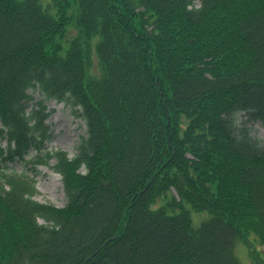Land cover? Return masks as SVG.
<instances>
[{
    "label": "trees",
    "instance_id": "1",
    "mask_svg": "<svg viewBox=\"0 0 264 264\" xmlns=\"http://www.w3.org/2000/svg\"><path fill=\"white\" fill-rule=\"evenodd\" d=\"M35 87L86 126L74 157L35 158L63 208L1 168L46 136ZM240 112L264 127V0H0V264H240L237 240L264 243V146Z\"/></svg>",
    "mask_w": 264,
    "mask_h": 264
},
{
    "label": "rangeland",
    "instance_id": "2",
    "mask_svg": "<svg viewBox=\"0 0 264 264\" xmlns=\"http://www.w3.org/2000/svg\"><path fill=\"white\" fill-rule=\"evenodd\" d=\"M43 8H47L49 0H40ZM50 14L55 13L54 9H47ZM74 28L68 30L64 38V46L68 45V42L75 35ZM92 75L100 74V67L96 57H93L92 66L90 68ZM28 96L30 101L28 102V109H35L38 103H41L46 108L48 117L45 121V125L48 128L47 139L44 142L41 153L64 151L72 157L75 153V148L83 136H85V125L78 118L74 108L65 105L64 103H58L53 99H47L43 96L37 88L28 89ZM236 124L238 126H245L250 135L259 141L264 146V128L259 122L248 120L247 115L240 113L236 117ZM1 147L6 148V142L0 143ZM36 154V150L30 149L25 157V161L32 160ZM39 155V154H38ZM24 161H6L1 167L6 166L7 172H15L17 174L24 173L32 178L36 186V194L34 200L43 203L50 204L55 207H63L66 203V199L62 189L61 176L52 170L54 161L51 160L47 163V166H36L23 164ZM192 226L197 228L200 222L208 219V212L195 213L191 211ZM42 223V220H40ZM253 241L252 250H255L253 256L247 253L245 246L237 241L235 244V256L238 258L241 264H264V244H259L257 241Z\"/></svg>",
    "mask_w": 264,
    "mask_h": 264
}]
</instances>
